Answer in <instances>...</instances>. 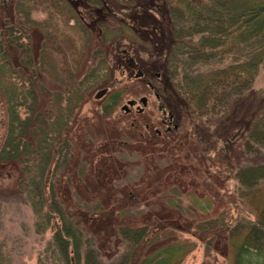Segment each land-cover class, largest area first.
Segmentation results:
<instances>
[{
  "label": "trees",
  "instance_id": "16d2710c",
  "mask_svg": "<svg viewBox=\"0 0 264 264\" xmlns=\"http://www.w3.org/2000/svg\"><path fill=\"white\" fill-rule=\"evenodd\" d=\"M161 1L174 41L169 48H162L163 52L157 48L159 72L149 84L166 114L165 120L175 119L176 127L184 123L185 117L191 119L193 137L184 140L175 128L152 134L128 130L127 136L138 135L142 138L139 142L146 139L150 146L134 143L136 140L128 137L134 142L112 141L110 151L142 155L137 164L144 171L142 177L132 182L136 174L131 180L127 175L119 179L107 173L119 166L115 158H108L99 165L105 168L103 174L95 176L96 188L76 192L67 191L64 185L73 183V178L81 183L76 166L79 164L80 175H84L88 160L86 156L81 158L78 142L70 134L76 110L71 104L75 90L71 83L66 86L68 104L61 106L63 96L58 90L50 91L43 78L45 62L32 60L28 46L19 41L25 23L34 22L29 14L30 4L39 5L43 0L0 3L7 13L2 15L0 9V90L7 95L9 112L0 145V165L8 164L18 170L17 183L35 214V227L37 231L50 228L51 245L47 247L61 264H180L194 246L182 233L209 237L208 242L221 239L228 247L243 231L234 264H253L261 251L264 205L254 221L232 219L223 210L204 217L201 207L196 210L181 204L189 188L168 180L162 168L178 162L171 145L180 142L179 150L184 148L185 157L192 156V145L198 143L196 157L203 160L209 159L213 151H224L228 159L234 145L242 154L264 151V88L253 87L256 75L260 71L264 74V0ZM79 4L85 11L81 16L100 26L96 33L99 48V42L106 41L105 26H110L102 23V16L108 12L120 15L119 28L130 29L127 18L139 15L127 0L122 2L126 8L123 12L113 8L108 0H79ZM18 5L21 10L16 8ZM17 13L23 14L22 21ZM77 22L87 26L82 19ZM154 24L162 30L159 20ZM161 38L167 40L165 35ZM161 38L153 42L158 43ZM12 48L25 55L18 65L9 59ZM16 67L20 75H15ZM147 67L153 69L150 61ZM113 102L111 97L102 105L105 113ZM22 105L24 116L19 110ZM116 133L117 137L125 135L119 129ZM217 141L223 146L216 147ZM183 151L178 152V157ZM229 164L228 161V167ZM100 170L101 167V173ZM150 171H154L151 176ZM156 172L157 181H152ZM234 177L240 198L254 194L264 179V162L238 164ZM150 178L149 187L136 188ZM113 180L115 185L126 186L111 189ZM210 195L216 197L219 193L211 191ZM1 259L0 244V264Z\"/></svg>",
  "mask_w": 264,
  "mask_h": 264
},
{
  "label": "rangeland",
  "instance_id": "374dc122",
  "mask_svg": "<svg viewBox=\"0 0 264 264\" xmlns=\"http://www.w3.org/2000/svg\"><path fill=\"white\" fill-rule=\"evenodd\" d=\"M10 1L0 0V3L8 4ZM123 1L125 0H108V3L113 8H120L123 12L126 10L125 5L122 4ZM127 1L133 4L135 12L139 15L134 14L127 18L130 29L119 28L121 26L118 20L120 15L108 12L107 15L102 16V23H108L110 26H105L106 41L99 42L101 43L100 48L96 43V33L100 30V26L87 17L81 16L85 11L80 6L79 0H43V3L39 5L30 4L29 14L34 22L25 23V31H21L22 33L19 34V41L30 49L29 54L27 53L29 57L32 60L45 62L43 78L50 91L58 90L63 96L60 102L61 106L65 107L68 104L69 92L66 86L71 83L75 90L74 95L76 96L72 98L71 104L76 110H73L74 119L70 134L74 141L78 142V149L82 153L81 158L86 156L88 166L84 175H80L81 168L77 164V170L75 168L74 170L77 171L75 172L79 177L82 176L80 177L81 183L78 179L73 178V183L64 185V189L67 191L76 192L78 189L91 191L96 188L95 176L103 174L105 168L99 165L106 163L108 158H115L119 166L117 169L112 166L114 167L111 169L113 172L107 171V173L114 174L113 176L119 179L120 176L127 175L131 178L136 174L131 180L137 182L136 179H140L144 174L142 168L137 165L143 156L139 153L121 154L110 151V142L116 140L123 143L136 140L134 143L150 146L146 139L139 142L142 138L138 135L127 136L128 130L139 129L152 134L155 131L162 133L165 129L175 128L178 135L184 140L193 137L191 119L185 117L184 123H180V126L176 127L174 126L177 122L175 119L172 122L165 120L166 114L160 108L158 96L149 84L153 80L155 72H159L156 68H159L160 60L157 59L155 53L157 54L160 49L157 48L161 47L163 52L162 48H169L174 41L173 33L169 34L168 19L162 7L163 3L161 0ZM2 4L0 9L2 15H5L7 13ZM16 8L21 10L19 5ZM17 16L22 21L23 14L17 13ZM78 19L84 20L87 26L82 25L81 22L78 23ZM156 20L161 23L162 30L154 24ZM163 35L167 36L166 41L161 38ZM160 38V42H153ZM10 54L9 59L16 62V65L25 57L24 54H19L17 48H12ZM163 56L164 54L161 53L160 59ZM149 61L153 69H148ZM139 70L141 74H138ZM15 75H20L18 67H16ZM103 87H107L106 92L95 97L96 91ZM253 87L255 89L264 88L263 71L256 75ZM5 91H8L9 94L7 87ZM6 96L1 89L0 145L6 133L9 115ZM141 96L147 97L145 104L140 101ZM111 97L114 98L113 105L105 113L102 105ZM129 99H133L134 103L127 104V109L122 108ZM19 110L21 116H24L23 105L19 106ZM118 129L127 137L125 135L117 137L116 130ZM163 136L165 135L161 136L162 140L166 141ZM84 144L87 145V149L84 148ZM196 144L197 146L192 145L193 154L189 157H185L183 147L179 150L181 142L176 146L171 145L173 156L178 162L174 163L175 165L162 168L166 170L165 176L168 180L181 182L189 188V193L181 199V204L192 206L196 210L201 207V215L204 217L210 212L223 210L232 219L242 217L254 221L258 210L264 205V179L259 181L257 192L240 198L236 191L237 180L234 177V172L237 165L245 161L264 162V151L261 154H242L234 145L231 147L233 153L228 159L224 151L220 153L213 151L208 155L210 161L205 158L203 160L201 156L196 157L195 152L200 148V145ZM222 146L221 141L216 142V147ZM238 146L240 148L239 143ZM182 151V156L178 157ZM228 161L230 162L229 167ZM184 165L187 166L186 169H183ZM99 167H101V173ZM153 172H149L150 176ZM157 173L152 176V181H157ZM108 175H105L106 179L109 177ZM73 176L77 175L73 173ZM159 176L165 180L163 174ZM17 181L18 170L16 167H11L8 164L0 165L1 263L38 264L40 259V264H61L47 247L52 236L50 228L37 231L35 214L26 193L19 188ZM150 182L151 178L145 180L144 183H139L136 188H147L150 186ZM124 185L126 186L125 183L115 185L113 180L111 189H118ZM211 191L218 192L219 195L212 197ZM243 233L242 231L238 234V237L228 244V247H225L221 239H212L208 242L209 237L202 238L199 235L182 233V237L193 241L194 246L184 256L180 264H234L236 247L242 241ZM261 244V251L253 264H264V239Z\"/></svg>",
  "mask_w": 264,
  "mask_h": 264
},
{
  "label": "water",
  "instance_id": "95a60500",
  "mask_svg": "<svg viewBox=\"0 0 264 264\" xmlns=\"http://www.w3.org/2000/svg\"><path fill=\"white\" fill-rule=\"evenodd\" d=\"M138 74H141V71H140V70L138 71ZM106 90H107L106 87H103V88L99 89V90L95 93V97H99V96H101ZM140 101L142 102V104H145L146 101H147V97H146V96H141V97H140ZM133 103H134V100H133V99H129V100L127 101V103L124 104V105L122 106V108L127 109V108H128L127 104H133Z\"/></svg>",
  "mask_w": 264,
  "mask_h": 264
}]
</instances>
